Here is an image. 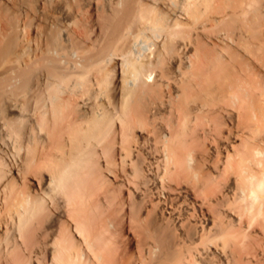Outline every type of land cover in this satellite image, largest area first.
I'll return each instance as SVG.
<instances>
[{
  "label": "bare ground",
  "instance_id": "1",
  "mask_svg": "<svg viewBox=\"0 0 264 264\" xmlns=\"http://www.w3.org/2000/svg\"><path fill=\"white\" fill-rule=\"evenodd\" d=\"M1 1L0 264H264V38L241 56L227 16H215L222 45L181 57L161 96L151 83L180 49L177 18H197L207 0L174 3L173 28L141 0L111 1L92 46L70 49L54 14L81 10L79 0H31L32 20ZM262 2L229 6L261 28ZM115 60L125 87L118 105L108 100L113 113L88 92L110 87L102 64ZM96 69L106 74L91 85Z\"/></svg>",
  "mask_w": 264,
  "mask_h": 264
},
{
  "label": "rangeland",
  "instance_id": "2",
  "mask_svg": "<svg viewBox=\"0 0 264 264\" xmlns=\"http://www.w3.org/2000/svg\"><path fill=\"white\" fill-rule=\"evenodd\" d=\"M7 1V2H6ZM29 1H31V0H2L1 2V4H4L5 3V6H7V7H9V8H11V9H13L14 10V8L15 7H17V6H19L20 4L21 5H23V6H20L23 10H22V12H24L26 15V17H28L29 19H33L34 18V14L36 13V10H38L37 9V5L35 4V3H33L32 1H31V3L29 2ZM80 1V8L79 9H81V10H75V8H73L74 10L72 11L71 9H69L68 7H65V8H68V10L70 11L69 13H67V14H70V15H68L67 16V14H65V16H63L64 15V13L65 12H67V11H64V10H59V11H57L56 12V14H54V16H55V18H59V22H58V25H56L55 27L57 28V29H60V36H61V41H62V44L66 47H68V49H70L71 48V45H72V43L74 42V40H76V41H80L81 43H83V45L84 46H87V47H89V46H92V42L94 41V39L96 40V36L99 34V30H100V27H99V20H100V18L103 16V14H105V13H107V12H109V9L111 8V6H112V2H115L116 0H79ZM112 1V2H111ZM158 1V2H157ZM166 1H168V0H166ZM166 1H163V0H141V2H142V4H146L145 6H147V7H150L151 5V7H156L155 9H156V11L158 12L159 11V9H161L159 12H164L165 13V11H166V13L165 14H167V16L169 17L168 18V21H169V23H171V26L174 24V21L175 20H177L176 22H184V24L185 25H182V26H180V28H178V29H176V30H181L180 32L181 33H183V35L180 33V36L182 35V36H184V37H180L179 35V37L178 36H176V39H177V41H179V40H181V41H179V42H177L178 44H180V45H178V46H180L179 48L180 49H178L177 51H176V53H174L175 55V62L173 61V59L171 60V58L169 59H165L166 61L165 62H163V63H160V64H163L162 66H160V65H158V67H157V70L158 71H156V75H155V80H154V82H156V78H157V80H159L158 81V83L159 84H163V85H158V86H156L155 87V85L157 84H155L154 82H152L151 84H154L153 86H154V88H155V91L157 92V93H159V95H163V94H166V93H168V92H170L171 91V89H169L170 87H168V86H171L170 85V80H171V82L173 83V81L175 82V79L174 78H177V80L180 78V76L178 77V73H175V75L174 74H172V76H174V77H172L171 75V78H169L168 79V77L165 75V72L166 71H169V70H171V68H173V67H175V70L177 69V67L179 66V59H181V57H187L188 55H190L191 54V56L192 55H194V53L195 54H197L196 52L200 49V48H206V47H208V48H211V45L213 46L215 43H218V44H220V45H222V43H220L221 42V40H219L220 38L218 37L219 35H218V32H219V30L221 31L222 29V31H225L224 30V28L226 29V27L224 26L225 25V22H226V25H228L229 27H228V29H230L231 27H232V29H230L231 31H229V30H227V31H229V34L228 35H231V36H233V39L234 40H236V42H235V46H236V49H237V51H239L238 53L241 55V56H248V57H250V58H253L252 57V55L250 54L251 52H253L252 51V48H253V50L255 51V47H256V45H254V43L255 44H257L258 42H259V38L261 37H263L264 38V21H263V26L260 28V27H258L257 26V21H254V23L255 24H251L253 21H252V19H254V17L251 19V17L252 16H254V15H251V14H248V15H246V14H244V15H242V13H241V16L239 15V14H237V15H239L240 16V18H239V16H237V15H234V16H232V9L230 8V4L232 3V2H234V1H236V0H207V1H205V4H203V5H200L199 7H198V11H199V14H198V16H197V18H189L188 20L187 19H185L186 18V16L185 15H183V14H181L182 16L181 17H183V18H181V17H179L180 16V12H177L178 11V8L179 7H181L182 5H183V3H182V1L180 0H175V2H174V0H173V3H169V2H166ZM171 1V0H170ZM214 1V2H213ZM220 1V2H219ZM222 1V2H221ZM224 1V2H223ZM249 1V0H248ZM260 2H262L263 3V6H262V3H260L261 4V6L262 7H264V0H259ZM14 2H18L17 3V6L15 5V3ZM140 2V3H141ZM145 2H147V3H145ZM164 2H165V4L166 3H168V4H166V5H164ZM177 2V3H176ZM209 2V3H208ZM87 3V4H86ZM98 3H101V4H98ZM107 3V4H106ZM157 3V4H156ZM174 3H176V4H178V3H180L181 4V6L180 5H175ZM212 3V4H211ZM8 4V5H7ZM170 4H172V5H175V7H171V5ZM209 4H211V6H209ZM214 4V5H213ZM217 4H219V6L216 5ZM259 4V3H258ZM164 5V6H163ZM225 5H227V6H229L228 7V9H226L227 7L225 6ZM15 6V7H14ZM27 6V7H26ZM167 6V7H166ZM169 6V7H168ZM207 7V9H205V7ZM209 6V7H208ZM220 6L222 7V8H220ZM153 7V8H154ZM177 7V8H176ZM218 9H217V8ZM224 7H226V8H224ZM28 8V9H27ZM168 8H172L173 10L175 9H177V11H176V14H178V15H175V12H173V10H170V9H168ZM31 9V10H30ZM36 9V10H35ZM106 9V10H105ZM215 12H213L212 10ZM222 9V10H221ZM16 10V9H15ZM17 10H18V7H17ZM164 10V11H163ZM174 10V11H175ZM64 11V12H63ZM170 11H172V12H170ZM208 11V12H207ZM221 11V12H220ZM247 12L246 13H249L250 11H251V9H250V11H248V10H246ZM61 12H62V14L63 15H61ZM206 12V13H205ZM218 12V13H217ZM223 12V13H222ZM252 12V11H251ZM250 12V13H251ZM263 12H264V9H263ZM72 13V14H71ZM98 13V14H97ZM209 13V14H208ZM212 13V14H211ZM245 13V12H244ZM28 14V15H27ZM91 14V15H90ZM206 14L208 15V16H206ZM212 16H211V15ZM221 14V15H220ZM223 14V15H222ZM227 14H229V15H227ZM89 15V16H88ZM210 15V16H209ZM250 15V16H249ZM58 16V17H57ZM86 16V17H85ZM218 18H222L223 16H227L228 17V19H225V18H227V17H225L224 18V21L225 22H221L220 24H216V22H215V20L213 21V19H215L216 17ZM236 16V17H235ZM244 16V17H243ZM33 17V18H32ZM78 17V18H77ZM177 17H179V18H177ZM200 17V18H199ZM202 17V18H201ZM177 18V19H176ZM199 18V20H197ZM229 18H230V20H229ZM246 18V19H245ZM173 19V20H172ZM202 19H204V20H202ZM207 19V20H206ZM233 19V20H232ZM251 19V20H250ZM90 20V21H89ZM209 20V21H208ZM171 21H173V22H171ZM193 21V22H192ZM211 21V22H210ZM229 22V24L231 23V25H229L228 24V22ZM235 23H234V22ZM251 21V22H250ZM52 21H50V23H51ZM99 22V23H98ZM175 22V23H176ZM197 22V23H196ZM45 22H43V23H41L42 25V27H44L45 25H47L46 23L44 24ZM70 23V24H69ZM78 25H77V24ZM85 23V24H84ZM206 23V24H205ZM44 24V25H43ZM54 23H52V25H53ZM73 24V25H72ZM82 24V25H81ZM90 24V25H89ZM191 24V25H190ZM212 24V25H211ZM221 24H223V25H221ZM244 24H246V26H244ZM55 25V24H54ZM219 25H221V26H219ZM241 25V26H240ZM253 25H255V27H252ZM58 26V27H57ZM71 26V27H70ZM74 26H76V27H74ZM89 26V27H88ZM174 26V25H173ZM173 26H172V28H173ZM184 26H186V27H184ZM206 26V27H205ZM70 27V28H69ZM200 27V28H199ZM213 27H216V28H218V29H216V28H213ZM220 27H222L221 29H220ZM251 27V28H250ZM258 27V28H257ZM78 28V29H77ZM171 28V29H172ZM182 28H185V29H182ZM191 28V29H190ZM212 28V29H211ZM94 29V30H93ZM188 29V30H187ZM208 29V30H207ZM259 29H261V30H259ZM66 30V31H65ZM86 30V31H85ZM174 30V29H173ZM183 30V31H182ZM204 30V31H203ZM210 30V31H209ZM216 30V31H215ZM241 30V31H240ZM69 31V32H68ZM187 31V32H186ZM192 33H191V32ZM194 31V32H193ZM197 31V32H196ZM201 31V32H200ZM218 31V32H217ZM221 31V32H222ZM261 31V32H260ZM72 32V33H71ZM199 32V33H198ZM209 34H208V33ZM230 32H231V34H230ZM234 32V33H233ZM247 32V33H246ZM88 33H89V35H88ZM165 33V32H164ZM163 33V35H162V33H161V35H159V36H161V37H156V36H151V34L149 35V37H150V42L151 41H153V42H157L156 44H157V46H158V44H160L161 43V41L163 40V36L165 35ZM197 33V34H196ZM211 33V34H210ZM224 33V32H223ZM225 33H228V32H226L225 31ZM241 33V34H240ZM255 33V34H254ZM258 35H257V34ZM71 34V35H70ZM86 34V35H85ZM213 34V35H212ZM220 34V33H219ZM234 34V35H233ZM245 34H247V35H245ZM259 34H261V35H259ZM187 35V36H186ZM188 35H189V37L191 38V40H190V38L188 37ZM209 35V36H208ZM217 35V36H216ZM256 36H258V38L256 37ZM73 37V38H72ZM75 37V38H74ZM246 37V38H245ZM250 37V38H249ZM88 38V39H87ZM155 38H156V40H155ZM202 38V39H201ZM215 38V39H214ZM66 39V40H65ZM161 39V40H160ZM179 39V40H178ZM183 39V40H182ZM209 41H208V40ZM218 39V40H217ZM86 40V41H85ZM193 40V41H192ZM198 40V41H197ZM204 40V41H203ZM240 40V41H239ZM71 41V42H70ZM219 41V42H218ZM229 41V40H228ZM248 41V42H247ZM257 41V42H256ZM90 42V43H89ZM190 42V43H189ZM198 42H200V43H198ZM69 43V44H68ZM183 43V44H182ZM186 43V44H185ZM242 43V45H239V44H241ZM248 43V44H247ZM250 43V44H249ZM192 44V45H191ZM201 46V44H202V46L200 47L199 45ZM186 45V46H185ZM249 45V46H248ZM194 46V47H193ZM239 46H241V47H238ZM242 46H244V47H242ZM255 46V47H254ZM70 47V48H69ZM199 47V48H198ZM248 47V48H247ZM188 48V49H187ZM241 48V49H240ZM247 48V49H246ZM244 49H246L247 51H245ZM190 50V51H189ZM196 50V51H195ZM242 50V51H241ZM248 52V53H247ZM250 52V53H249ZM185 54H186V56H185ZM180 55V56H179ZM76 56H77V54L75 55V57H73L71 60H73V59H76ZM154 58L155 57H152V60H154ZM151 58H149V60H150ZM149 60L148 59H145V61H147V63L149 62ZM171 60V61H170ZM151 61V60H150ZM112 62V64L111 63H109V64H106L105 66H103V64H105V63H103L102 64V68L103 67H105V68H107V69H105V68H103L106 72H107V74L109 73V71H110V73L109 74H111V75H109V76H111L110 77V81H112L111 82V84L109 85L110 87H104L105 89H109L110 91H107V92H109V93H106V91L105 90H103L102 91V89H100L99 87L97 88V86H94V88H93V90H91L90 92H88V90H87V92H88V95H89V97L91 96V95H93V96H91V99H94V100H92L91 102H92V105H94V104H96V105H94V106H98V107H101V108H103L102 106H99V105H101V103L103 102L104 103V106L109 110L110 109V111H112L113 113L114 112H116L115 110H114V108L112 107V105H110V103H109V101L111 100V101H114L115 102V100H117L119 103H120V100L122 101V99H121V97H122V92H123V90H122V88H124L125 87V85H123V75H122V73H124V72H122V69H121V67H119L118 66V62H117V60H115L114 62L113 61H111ZM117 62V63H116ZM174 62V63H173ZM108 63V62H107ZM166 63V64H165ZM110 65V66H109ZM256 65V64H255ZM107 66V67H106ZM109 66V67H108ZM168 66V67H167ZM69 67H72L71 66V64H69ZM100 68H101V65L99 66ZM100 68H98V69H100ZM100 69V70H102V71H104L103 69ZM115 68V69H114ZM98 69H96V70H94V72H93V74L92 75H90L91 77H90V79H91V85L93 84L94 85V81H93V79L95 78V76H97V74H99L101 71L100 70H98ZM108 70V71H107ZM114 70V71H113ZM96 72V73H95ZM99 72V73H98ZM106 72H102V73H100V77H103V76H101V74L102 75H104L105 76V74H106ZM115 73V74H114ZM94 76V77H93ZM169 76V77H170ZM98 78H100L99 76H97ZM115 77V78H114ZM162 78H163V80H162ZM72 83V82H71ZM70 83V85H72ZM171 83V84H172ZM168 84V85H167ZM167 85V87H165ZM172 85H174V83L172 84ZM160 86V87H159ZM91 87H93V86H91ZM172 87V86H171ZM96 88V89H95ZM214 88H215V86H214ZM92 89V88H91ZM100 90V91H99ZM158 90V91H157ZM164 90V91H163ZM168 90H170V91H168ZM211 90H213V87L211 88ZM84 91V90H83ZM103 93H102V92ZM85 92V91H84ZM92 92V93H91ZM97 93V94H96ZM195 93V92H194ZM108 94V95H107ZM196 94V93H195ZM87 95V94H86ZM86 95H84L85 97H86ZM95 95V96H94ZM97 95V96H96ZM105 95V96H104ZM111 96L113 97V99L111 98ZM79 98H77L78 99V101L80 102V101H82L81 100V98L82 97H80V96H78ZM94 97V98H93ZM98 99H97V98ZM74 98H76V96L74 97ZM86 98H88V97H86ZM108 98H110V99H108ZM77 99H76V101H77ZM83 99V98H82ZM199 99V98H198ZM197 99V100H198ZM75 100V99H74ZM109 100V101H108ZM200 100V99H199ZM106 101V102H105ZM118 102H115V104L117 103V105H118ZM198 102V101H197ZM98 104V105H97ZM243 112V111H242ZM245 112V111H244ZM165 116H167V115H165ZM165 120L167 119V117H163ZM163 120V119H162ZM168 120V119H167ZM163 122H164V120H163ZM166 122V121H165ZM145 124H147V123H144V125ZM149 124V123H148ZM147 124V125H148ZM146 126V125H145ZM144 128H146L145 129V132H144ZM143 129H141L144 133H143V135H147L148 133H149V130L151 131V129H148V128H151V126L149 127V125L147 126V127H144ZM138 134V133H137ZM132 140V139H131ZM133 142H134V140H132ZM131 141V142H132ZM85 143V142H84ZM134 144V143H133ZM238 144V143H237ZM200 148H202L201 150L203 151L204 149L205 150H207L208 148H209V145H208V142L206 143V142H202L201 143V145H200ZM57 150V149H56ZM53 151V153L55 152L57 155H59L60 154V152H57V151ZM40 152V151H39ZM38 152V154H37V157H36V163L39 165H37L40 169H43L42 170V172H44V173H46L47 172V174H52L51 172H53V170H55V163H53V162H50V158H47V160L48 159H50V160H46V158H45V160H44V157L42 156V154H41V152L39 153ZM54 153V154H55ZM55 154V155H56ZM62 155V153L60 154V156ZM41 157V158H39V157ZM37 159H38V162H37ZM45 161V163H44V161ZM10 160H8V163H11V161L9 162ZM43 162V163H42ZM51 164L52 163V165H53V170H52V165H48V164ZM42 164V165H41ZM44 165V166H43ZM48 165V166H47ZM41 166V167H40ZM43 166V167H42ZM47 167V169H46V167ZM48 167H49V169L51 170H48ZM33 181V183H35V185H37V182L36 181H34V180H32ZM259 230H262L261 228H258Z\"/></svg>",
  "mask_w": 264,
  "mask_h": 264
}]
</instances>
